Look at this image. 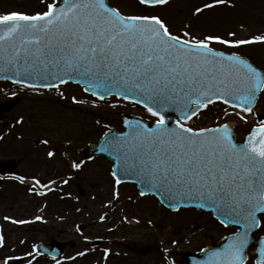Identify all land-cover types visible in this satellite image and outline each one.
Listing matches in <instances>:
<instances>
[{
  "label": "snow or ice",
  "instance_id": "snow-or-ice-1",
  "mask_svg": "<svg viewBox=\"0 0 264 264\" xmlns=\"http://www.w3.org/2000/svg\"><path fill=\"white\" fill-rule=\"evenodd\" d=\"M138 4L164 6L169 0H138ZM223 4L226 0L206 3L195 14ZM254 43H264V37L229 40L212 34L195 38L189 31L173 34L158 15H125L105 0H52L42 13L0 15V60L15 66L17 75L23 69L39 80L59 81L25 87L58 89L68 83L64 77L75 72L87 84L85 91L103 86L105 91L133 93L156 118L155 127L126 121L130 131L106 144L116 152L125 173L138 169L152 188L215 204L224 210L220 223L225 227L229 219L243 224V232L206 264H247L249 232L261 227L257 214L264 215V121L242 144L234 142L228 123L197 130L188 122L217 103L253 112L257 93L264 92V74L239 55H226L212 45L239 48ZM169 111L179 113L171 128ZM224 114L231 115L226 110ZM115 183L118 186L121 180L117 177ZM257 264H264V246Z\"/></svg>",
  "mask_w": 264,
  "mask_h": 264
},
{
  "label": "rangeland",
  "instance_id": "rangeland-1",
  "mask_svg": "<svg viewBox=\"0 0 264 264\" xmlns=\"http://www.w3.org/2000/svg\"><path fill=\"white\" fill-rule=\"evenodd\" d=\"M226 1L227 4L231 3L232 7L217 5L213 9H205L201 14H195V9L203 8L206 3L215 0H172L167 5L156 7L140 6L137 0L111 2L127 15H158L164 21H168L178 35L189 31L195 38H202L208 34L219 35L229 40L264 37V0ZM51 2L52 0H0V15L11 12L42 13ZM229 33H235V36ZM215 46L246 55L264 67V43L242 45L239 48L220 44ZM14 98L19 100V105L0 115V124L8 122L11 124L10 127L19 131L16 137L18 149L25 148L23 140L26 135L33 140L44 135L52 143L58 141L64 144L74 143L76 148L98 140L107 130L108 123L122 130L120 121L122 113L130 111L140 113L139 108L119 103L115 98L110 101L93 99L78 87L68 86L53 92L40 93L21 88L13 89L10 85L0 83V101ZM259 110L264 116V92L259 101ZM216 111L211 117L216 118L220 115ZM35 127L39 129L36 130ZM241 138L238 137L239 140ZM80 178L87 191L86 199H80L78 211L79 224L87 226L85 231H80L76 239L79 240L81 247L84 241L94 242L98 238L108 237L113 242L110 246L115 252H123L122 244L131 240L143 246L157 245L159 248L169 247L179 252L202 244L206 239L203 236L205 233L215 235L218 232L220 235L221 232L229 231L218 226L207 216H197L187 210L178 213L165 211L155 198L141 197L134 184L117 186L112 175L111 163L101 157L90 164L82 165ZM112 210L113 216L100 222L102 215ZM134 216L138 219L136 223L133 220ZM262 219L261 231H264V216ZM193 221L195 222L190 224ZM25 233L16 231L14 237L17 241L22 236L34 240L42 238V233L35 229L28 228ZM124 255H127L124 259L134 260L130 253ZM153 256L156 257L157 253L153 252L150 257ZM179 262L178 264H184L181 260Z\"/></svg>",
  "mask_w": 264,
  "mask_h": 264
},
{
  "label": "flooded vegetation",
  "instance_id": "flooded-vegetation-1",
  "mask_svg": "<svg viewBox=\"0 0 264 264\" xmlns=\"http://www.w3.org/2000/svg\"><path fill=\"white\" fill-rule=\"evenodd\" d=\"M5 107L10 109L4 103L1 105V111ZM8 127L9 123L0 126V137H2L0 139V236L4 237V244L0 246V264H5L6 261L8 264L16 257H25L28 260L33 256L37 257L33 252L32 239L27 240L26 236H22L17 241L14 237L16 231L25 233L28 228L42 233V238L36 241L35 245L43 243L50 246L54 241L67 244L63 247V254L59 258L40 255L32 264L38 263L37 261L48 264H58V262L78 264L82 260L83 263L88 264H114L111 252L107 255L105 249L106 254L101 255L103 243L98 246L84 243L83 251H80L79 241H75L80 234L78 222L80 201L76 200L75 192V188L81 183L79 147L74 148V144L32 143L26 140L25 148L18 149L16 131ZM48 152H53L54 155L49 157ZM74 164L79 167H73ZM17 177L23 178V182ZM37 180L40 181L39 184L35 183ZM110 215L108 213L107 217ZM195 215L201 214L195 213ZM12 221L17 222L12 223ZM203 236L206 239L202 244L188 250L202 249L212 243L219 234L205 233ZM74 242L77 244L75 245ZM81 252L91 255L82 256ZM131 252L137 254L134 256L133 264L161 263L158 257H149L152 252L143 254L138 244L132 246ZM181 254L182 252L175 250L169 251L170 261L167 264H178L179 260L186 264ZM251 264H255L254 257Z\"/></svg>",
  "mask_w": 264,
  "mask_h": 264
},
{
  "label": "water",
  "instance_id": "water-1",
  "mask_svg": "<svg viewBox=\"0 0 264 264\" xmlns=\"http://www.w3.org/2000/svg\"><path fill=\"white\" fill-rule=\"evenodd\" d=\"M105 2L107 4H109V0H105ZM110 6V4H109ZM242 59L246 60L248 63H250L253 67L256 68V70L258 72H261L262 74H264V71L260 68H258L257 66H255L251 61H249L248 59L240 56ZM54 71V70H52ZM65 79H67L68 81H74L77 83H80L82 85L85 86V88L87 87V84H85L81 78L80 75H78L77 73L73 72L71 73L70 76H65ZM0 79H13V80H18V81H22L24 83H47V82H55L58 83V80H55L51 77H49L48 80H39L36 76H29L27 73L24 72L23 69L20 70V74L17 75V69L15 66H6L4 64V62L2 60H0ZM86 79V78H85ZM93 90L97 93L96 95L101 97H107L109 95L112 94H117L127 100H131V101H137V96L133 93H127L125 94H121V93H116L113 91H105L103 86L97 87L95 89H91L89 88V92H93ZM257 93V97H258ZM256 102V101H255ZM254 102V103H255ZM150 103V102H149ZM143 104V103H141ZM144 105V104H143ZM166 118L168 121V126L171 127H175V122L176 120L179 118V113L175 112V111H169L166 113ZM122 119L124 120V125L126 127V131L123 133H118L115 130H110L108 131L102 138L101 140L97 143V144H90L86 149L81 151V155L83 157L86 158H92L96 155H104L106 159L111 160L114 162V170L117 173V177L122 181H126L128 179H132L135 181L139 182L140 185V190L141 192H147V193H153L156 192L157 194H161V198L162 200L168 204V203H177L176 206H194L196 208H198L199 210H207V211H211L213 214H215L216 216H218L220 219L223 217L224 215V210L218 208L215 204L208 202V201H202L198 196H192V197H184L183 199H180L179 197H174L172 193L164 190V189H157V188H152L151 186L147 185V177H142L139 174V170L138 169H133L130 170L128 173H125L122 169H121V162L118 160L117 158V154L115 151L111 150L110 148H108L106 142L109 139H114L116 137H120L123 136L125 134H127L130 129L128 128L127 124L125 123L126 121H132L133 123L135 122H140L141 124L147 126V127H155V124H150L147 121L136 117V116H128V115H123ZM232 130V129H231ZM233 133V139L235 142V132L232 130ZM250 135V134H249ZM248 135V136H249ZM246 142V141H245ZM103 149V150H102ZM155 190V191H154ZM202 205V206H201ZM228 224H234L229 221L227 222ZM238 228V232H243L244 228H243V224H235ZM255 228H253L250 232H249V243L247 245V247L245 248V258L247 260V249L248 247L252 244V242L254 241L252 232ZM233 238V236L231 237H227L224 239L219 240L218 242H216L215 244H213L210 247L205 248L203 251H201L200 253H196L193 255L187 254L185 255V257L190 260V258L192 259L193 264H206V262L209 261L210 257H212L213 253H217V252H222L224 250V248L226 247V245L228 244V242ZM56 253V252H55ZM19 262H16V264H18Z\"/></svg>",
  "mask_w": 264,
  "mask_h": 264
},
{
  "label": "bare ground",
  "instance_id": "bare-ground-1",
  "mask_svg": "<svg viewBox=\"0 0 264 264\" xmlns=\"http://www.w3.org/2000/svg\"><path fill=\"white\" fill-rule=\"evenodd\" d=\"M235 125V124H234Z\"/></svg>",
  "mask_w": 264,
  "mask_h": 264
}]
</instances>
